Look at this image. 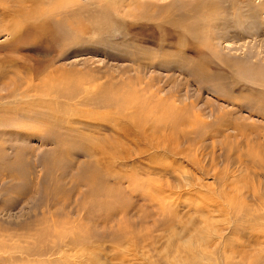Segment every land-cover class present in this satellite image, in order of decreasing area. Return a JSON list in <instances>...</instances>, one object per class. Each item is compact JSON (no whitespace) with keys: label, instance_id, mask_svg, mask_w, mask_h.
<instances>
[{"label":"rangeland","instance_id":"1","mask_svg":"<svg viewBox=\"0 0 264 264\" xmlns=\"http://www.w3.org/2000/svg\"><path fill=\"white\" fill-rule=\"evenodd\" d=\"M0 264H264V0H0Z\"/></svg>","mask_w":264,"mask_h":264},{"label":"bare ground","instance_id":"2","mask_svg":"<svg viewBox=\"0 0 264 264\" xmlns=\"http://www.w3.org/2000/svg\"><path fill=\"white\" fill-rule=\"evenodd\" d=\"M36 5V4H35ZM43 15V18H40L41 19V22H40V25H43V24H45V22H46V19L48 18L47 17V15L44 13V14H42ZM32 17V16H31ZM36 18V17H35ZM43 27H44V25H43ZM41 28V27H40Z\"/></svg>","mask_w":264,"mask_h":264}]
</instances>
